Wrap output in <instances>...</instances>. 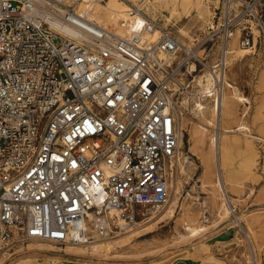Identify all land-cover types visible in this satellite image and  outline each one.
Returning a JSON list of instances; mask_svg holds the SVG:
<instances>
[{
	"label": "built area",
	"instance_id": "2783aa9c",
	"mask_svg": "<svg viewBox=\"0 0 264 264\" xmlns=\"http://www.w3.org/2000/svg\"><path fill=\"white\" fill-rule=\"evenodd\" d=\"M82 2L0 0V254L15 233L22 244L87 245L167 206L179 114L202 68L216 105L233 32L242 26L250 49L264 39V0H222L193 47L145 0L116 24L95 22Z\"/></svg>",
	"mask_w": 264,
	"mask_h": 264
},
{
	"label": "rangeland",
	"instance_id": "374dc122",
	"mask_svg": "<svg viewBox=\"0 0 264 264\" xmlns=\"http://www.w3.org/2000/svg\"><path fill=\"white\" fill-rule=\"evenodd\" d=\"M99 1L95 5L94 12L89 16L95 22L102 23L105 22L102 16L107 10L118 8L121 14H124L130 5H140L144 2V0ZM184 1L178 0V11L173 16L171 9L165 7L155 14L151 12L147 14L160 22L162 26L173 27L180 43L189 45L195 40H201L207 34V26L214 21L217 22L218 8L219 10L222 8L223 2L222 0H199L201 4L198 10L194 6L186 9L182 6ZM90 2L91 0H83L81 6L85 7ZM259 10L264 14V2ZM216 13V19H213ZM241 27L238 26L236 29L239 30L235 32L237 37V45L233 47L235 53L227 55L226 74V80L247 99L246 103L235 105L237 118L233 122L228 121V127L235 130L238 125L244 124L249 129L237 132L240 133L238 135L237 133L229 134L226 138L230 145L226 169L229 184H226V193L231 201L230 207L233 214L227 218L220 217L222 196L218 189L211 185L216 180L215 171L212 175V183L204 180V165L201 160L203 153L200 150L195 153L190 151L189 133L183 131V146L179 158H176L172 164L174 180L179 185L176 192L171 189L170 205H173V216L167 215L163 218L161 223L154 226L152 233L135 237L127 246L115 247L109 252L108 257L75 251L73 255L85 262L73 264H173L176 260L190 262L192 258L198 259L203 264H254L253 252L246 232L255 245L257 261L262 264L264 253V39L259 41L257 48L251 49L250 53L238 56L239 47L250 49L240 44V38L244 36ZM180 29L186 31L189 36L181 34ZM255 35H258L257 31ZM211 47V45L208 46L205 51L208 54L209 67L217 60V53L215 49L210 51ZM235 59L236 62L233 63ZM206 68H202L198 77L207 71L210 72ZM205 103L212 108L211 100ZM193 109L194 96H191L188 110L182 112L186 118L195 119L198 112ZM208 112L209 110L205 109L204 113ZM181 118L180 116L178 127ZM198 121L200 122L199 119L196 120ZM191 126L189 124V130ZM214 134V128H211L209 134L204 136L205 148L202 150L209 152L211 156H213V150L210 139ZM178 162L184 166L185 172H181ZM257 192L259 195L256 197ZM187 214L195 216L197 226L210 227L196 240L187 238L185 231V226L189 224L185 219ZM235 217L243 221L242 227L235 223ZM247 223L251 225L250 229L247 228ZM127 230L117 231L111 237H100L99 240L107 242L111 238L124 234ZM220 233H225V243L215 244L216 239L213 237ZM43 244L60 248L61 251L53 252L41 246ZM208 244H214V246H208ZM201 247L205 249V252L199 254ZM67 248L68 246L61 248L52 243H16L0 255V264H62L59 259L64 254H72L64 250Z\"/></svg>",
	"mask_w": 264,
	"mask_h": 264
},
{
	"label": "bare ground",
	"instance_id": "6f19581e",
	"mask_svg": "<svg viewBox=\"0 0 264 264\" xmlns=\"http://www.w3.org/2000/svg\"><path fill=\"white\" fill-rule=\"evenodd\" d=\"M146 5L147 9L146 12H151V13H156L159 12L160 9L162 8H170L173 14H175L178 11V0H146ZM200 2L199 0H185L182 4L186 9H190L192 6L197 7V9H200ZM235 9L237 10L240 6V1L235 2L234 4ZM82 9L85 8H91V13L94 12L95 8L91 7V5L86 4V6H81ZM124 14H121V11L118 8L110 9L107 10L106 13L103 14L102 19L107 22V23H113L116 24L118 21L121 19V16H124ZM169 21V19H168ZM239 30L236 29L230 39L227 42V55L228 54H234L235 52L233 51V47L237 45V37L235 32ZM71 34H75V36H78L80 33L78 30L75 29L73 30H68ZM179 32L183 35L189 36L186 31L183 29H180ZM180 41V39H179ZM196 41V40H195ZM194 41V42H195ZM193 42V43H194ZM183 44L181 42V46L183 47H192L194 44ZM230 49V50H229ZM240 51L237 52L238 56L241 54H245L250 52L251 49H246V48H241L239 47ZM236 62L233 60V63ZM226 74L220 76V81L224 83V93L221 97V99H218L217 104L215 105V102H212V99H209L208 93L211 92L210 90L213 88L214 82L212 79V76L209 71H207L204 75H202L198 79V87L197 91L199 93H194V109L193 111L198 112L196 113V118L195 119H189L186 118L183 114L182 111H180L179 117L181 116V123L179 125V134H180V146H183V131H186L189 133V145H190V151L191 152H197L201 151L203 153L201 160L204 165V172H203V178L205 181H210L212 183V175L216 174V180L213 185L218 189V191L221 193L222 196V204L220 205V217L222 218H227L228 216L233 214V211H231L230 207V199L227 196L226 193V184H229L228 179L226 178V169H227V156H228V150H229V143L226 140L227 136L229 134H234L237 132H243V131H248V127L245 126L244 124H240L236 127V129H231L228 127V121L233 122L237 118L236 114V109L235 105L236 104H243L247 102V99L238 93L236 87L231 84L228 80H226ZM199 95V99L196 98ZM202 95H205L207 98H203ZM190 100V99H189ZM211 100L213 103L212 108L208 107L206 105V101ZM215 101V99H214ZM209 104V103H207ZM205 109L209 110V112L206 114L204 113ZM192 111V112H193ZM208 115V116H207ZM199 119L200 122H196V120ZM189 124H191V128L189 130ZM211 128H214V136L211 137L210 139V144L213 150V156L207 151H202L203 148H205V135L207 136V133L209 134V130ZM240 133H237V135ZM243 136V134H242ZM245 136V135H244ZM180 155V154H179ZM178 166H180L181 172H185L184 166H181L178 162ZM170 187L173 189L175 192L177 191V187L179 186L177 184V181L174 180V175L170 179ZM175 204V203H174ZM163 210V211H162ZM162 211V212H161ZM161 212V213H160ZM163 214V215H162ZM174 214V209L173 205H170V202L167 206L164 208H160L158 210H150V216L149 219L143 222H138L137 224L133 225L130 227L124 234H121L117 237L111 238L107 240V242H102L100 237L96 235L92 243L87 244V245H67L68 248L64 249L68 253H74L75 251L79 252H84V253H90L92 255H96L98 257L104 256L108 257L109 252L114 249L115 247H122V246H127L129 243L133 241L135 237H141L147 234L152 233L154 226L157 225L158 223H161L163 218L169 216H173ZM162 216V217H161ZM185 219L188 221L189 224L185 226V231L187 232V238L190 239H197L201 237L208 228V226H197L195 224L196 218L195 216L191 214H187L185 216ZM235 223L239 226L242 227L243 221L239 219L238 217H235ZM251 225L247 223V228L250 229ZM249 231V230H248ZM146 232V233H145ZM250 232V231H249ZM141 234V235H140ZM246 237L251 245V250L253 252V263L254 264H259V261H257V255H256V248L255 245H253V240L251 237L249 238L246 232ZM12 244L19 243L18 237L15 233V236L13 240H11ZM39 243H48V242H39ZM41 246H44L46 248H49L50 250H53V252H60V248L53 247L52 245L49 244H43ZM62 248V247H61ZM6 252V251H4ZM2 252L1 254H3ZM0 254V255H1ZM103 259V258H102ZM217 264V263H216Z\"/></svg>",
	"mask_w": 264,
	"mask_h": 264
},
{
	"label": "crops",
	"instance_id": "0c3cea01",
	"mask_svg": "<svg viewBox=\"0 0 264 264\" xmlns=\"http://www.w3.org/2000/svg\"><path fill=\"white\" fill-rule=\"evenodd\" d=\"M250 53V52H248ZM259 192H257V194H255V196L257 197L259 194ZM264 198V197H263ZM225 233H220L218 235H216L215 238V244H224V238H225ZM263 241H264V237H263ZM208 246H214V244H208ZM205 252L204 248H200L199 250V254H202ZM59 260H61L62 264L66 263V264H73V263H79V262H85L83 260H79L76 256H74L73 254H64ZM173 264H203V262H200L198 259L196 260L195 258H192L190 262L188 261H174ZM262 264H264V253L262 255Z\"/></svg>",
	"mask_w": 264,
	"mask_h": 264
}]
</instances>
